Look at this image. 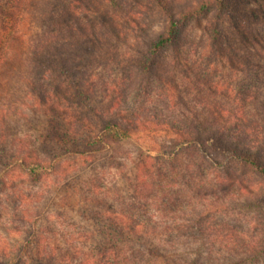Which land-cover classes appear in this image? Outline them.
Wrapping results in <instances>:
<instances>
[{
    "label": "trees",
    "instance_id": "16d2710c",
    "mask_svg": "<svg viewBox=\"0 0 264 264\" xmlns=\"http://www.w3.org/2000/svg\"><path fill=\"white\" fill-rule=\"evenodd\" d=\"M241 2L0 0V264H264V50L241 54L220 19ZM180 56L230 77L198 73L205 96L187 104ZM150 95L166 112L129 106ZM136 137L147 143L114 167L130 166L124 192L64 184L80 223L63 211L66 225L40 227L41 180L78 178Z\"/></svg>",
    "mask_w": 264,
    "mask_h": 264
},
{
    "label": "rangeland",
    "instance_id": "374dc122",
    "mask_svg": "<svg viewBox=\"0 0 264 264\" xmlns=\"http://www.w3.org/2000/svg\"><path fill=\"white\" fill-rule=\"evenodd\" d=\"M170 1L171 3H178L183 7H186L187 0ZM245 2L247 4L244 5V3L241 2L236 4L235 7L230 4L226 11L220 14V19L222 22L221 26L223 32L229 38L228 40L231 46L237 48L238 51L243 55L247 53L256 54L260 50H264V39L262 40V38H264V0H245ZM213 15L214 11L209 12V14L207 15L208 19ZM204 23V20H199L186 26L182 32L183 37L192 38L195 35L196 37H200L202 35V28L204 26ZM125 51L126 48L124 46H119L118 53H125ZM169 52V50L163 52L162 57H164L165 60L170 59V56L168 55ZM180 59V65L172 69L173 84L174 88L176 89V94L180 97L181 100L186 101L187 104L191 105V103H194L195 100L193 98H195V96H205L203 92L201 93L197 86L205 88L202 83H208L209 85H212L215 84L217 77L219 76H221L222 79L226 78V80L230 77V75H228V69H226V67H224L220 63H218L217 65L208 64V66L199 65L194 67L190 60L185 62L183 60V56H180ZM253 61H256L254 57ZM198 73H200L201 75L204 74L205 77L209 76L210 82H207L205 80L202 83L198 82L200 81V78H198ZM236 78H240L241 80V75H238ZM197 83H199L200 85H198ZM128 102L130 104L129 106H131L132 109L138 110V108H140L141 111H138L140 112V114L145 116H152L159 112L163 113V111L166 112V108L164 107L162 101L157 100L153 97V95H150L147 98L142 97L136 98L135 100L129 99ZM255 108L256 110L258 109L257 111H255L256 113H259V111H261L259 110V106ZM181 109L183 108H178V110L180 111ZM262 111H264V108ZM9 124H12V127L20 128L21 130L23 129L20 126V122H16V124L9 122ZM144 143H147L145 139L136 137L133 141L118 143L111 146L110 149H105L103 153H97V157L100 158L99 162L96 163L90 171H86L80 174L78 178L72 177L71 179H69L70 176H68V178L66 179V177H64L63 175L61 176L59 174H54L53 176H48L44 180H41V183L36 187L38 189V187L42 185L40 187V191L42 193V196H44L46 199L38 206L39 208L36 211V215H38V217L40 216L37 219L39 221L40 227H43L46 224L48 225V223L53 225V228L66 225L69 221L65 219V216H62L61 213L63 211L73 216L75 222L80 223L78 217H76L73 212H70L67 206L65 207V200L63 197L67 196V194L71 190L70 188H65L64 184L68 185L69 187H74L75 189L82 187V192L87 193L89 189L85 187V184L92 182L93 185L99 187L96 189V191L98 194L97 198L100 201L111 197L116 189L124 192L125 188L127 187L125 178L130 172V166H124V174L116 172L114 167L116 165L123 164V162H127L126 158L133 155L139 148L137 144L143 145ZM63 168L64 167H62V169ZM56 176L58 178L56 179L58 185H55L56 183L54 184ZM121 177H123V179ZM242 210L243 209L240 207L239 211L243 213L249 219V221H251V215H256L253 212L252 214L249 212H244ZM46 215H48V217L51 216L50 222L43 219L46 218ZM258 219V223L262 224V220L259 216ZM4 224L5 221L2 220L0 223L2 229H9V226L6 227L4 226ZM4 236L6 241H11L14 234L11 232L9 237L7 236V234H4Z\"/></svg>",
    "mask_w": 264,
    "mask_h": 264
}]
</instances>
